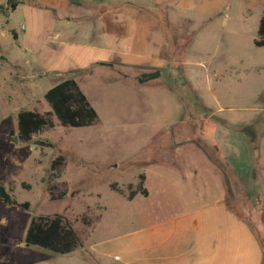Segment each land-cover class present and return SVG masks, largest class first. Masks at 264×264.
<instances>
[{"label": "rangeland", "instance_id": "374dc122", "mask_svg": "<svg viewBox=\"0 0 264 264\" xmlns=\"http://www.w3.org/2000/svg\"><path fill=\"white\" fill-rule=\"evenodd\" d=\"M164 1L153 33L169 48L167 67L57 77L31 63L33 49L48 51L50 0H13L15 9L0 0V185L30 203L25 210L0 199V264H87L27 246L34 216L64 215L85 245L94 228L97 238L123 234L131 217L147 210L215 202L229 203L264 252V48L254 44L264 0ZM156 71L158 79L139 83ZM71 76L99 123L71 128L55 119L53 130L35 138L51 147L16 142L18 113L49 111L45 93ZM59 156L65 163L53 177ZM141 175L149 197L129 199ZM52 187L67 195L52 200Z\"/></svg>", "mask_w": 264, "mask_h": 264}, {"label": "crops", "instance_id": "0c3cea01", "mask_svg": "<svg viewBox=\"0 0 264 264\" xmlns=\"http://www.w3.org/2000/svg\"><path fill=\"white\" fill-rule=\"evenodd\" d=\"M98 1L50 0L48 51L37 53L31 47L33 70L58 77L92 74L99 67L115 66L118 74L121 69L167 67L164 56L169 48L164 45L161 33H153V29L159 28L156 13L164 7V0H154L156 8L149 5L151 0ZM224 4L225 1L220 6ZM152 39L157 40L156 46L150 43ZM97 233L99 230L96 232L94 228L83 247L65 256L78 257L87 264H263L264 261L261 243L252 228L226 202L168 213L164 209L147 210L132 216L128 231L123 234L97 238Z\"/></svg>", "mask_w": 264, "mask_h": 264}, {"label": "trees", "instance_id": "16d2710c", "mask_svg": "<svg viewBox=\"0 0 264 264\" xmlns=\"http://www.w3.org/2000/svg\"><path fill=\"white\" fill-rule=\"evenodd\" d=\"M8 3L14 9L16 8V3L13 0H8ZM257 34L254 44L258 48H264V13L260 19ZM159 77L160 72L156 71L141 75L138 81L139 83H145ZM44 99L50 107L49 111L21 110L18 113L17 137L20 141L26 143L35 141L37 145L51 147L50 143L36 141L35 138L43 132L53 130L55 128V119L58 120L61 126L71 128L91 127L99 123L97 110L93 107L75 78H67L60 81L45 93ZM64 163V156H59L53 160L51 163V175L53 177L59 176L60 167L64 166ZM145 180V175H141L138 188L130 191L129 199H133L137 194H142L146 197L149 195V191L144 187ZM112 188L114 189V186ZM54 189L52 187L49 191L52 200L62 199L67 195L65 191L55 195ZM0 199L9 206H18L25 210L30 208L29 202L18 203L6 191V188L1 185ZM25 243L29 247L40 248L57 255H68L83 247L79 233L62 214L34 216L28 227Z\"/></svg>", "mask_w": 264, "mask_h": 264}, {"label": "built area", "instance_id": "2783aa9c", "mask_svg": "<svg viewBox=\"0 0 264 264\" xmlns=\"http://www.w3.org/2000/svg\"><path fill=\"white\" fill-rule=\"evenodd\" d=\"M21 29H22V30H25V29H26V25H25V24H22V25H21Z\"/></svg>", "mask_w": 264, "mask_h": 264}, {"label": "water", "instance_id": "95a60500", "mask_svg": "<svg viewBox=\"0 0 264 264\" xmlns=\"http://www.w3.org/2000/svg\"><path fill=\"white\" fill-rule=\"evenodd\" d=\"M14 140L17 142L18 141V137L16 136ZM32 212H35V211H32Z\"/></svg>", "mask_w": 264, "mask_h": 264}]
</instances>
